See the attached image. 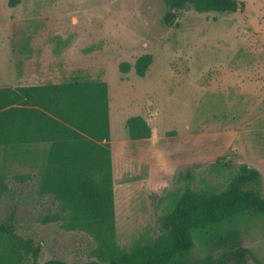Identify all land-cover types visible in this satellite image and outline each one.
I'll return each mask as SVG.
<instances>
[{"label":"rangeland","instance_id":"374dc122","mask_svg":"<svg viewBox=\"0 0 264 264\" xmlns=\"http://www.w3.org/2000/svg\"><path fill=\"white\" fill-rule=\"evenodd\" d=\"M235 13L184 10L163 22L164 0H0V87L74 79L108 84L116 237L122 251L160 235L159 217L185 189L221 192L241 165L262 175L264 198V0ZM151 54L144 77L119 66ZM152 128L132 140L126 121ZM49 144L0 146V222L42 246L41 262L95 259L94 239L43 220L61 211L39 193ZM176 264L245 248L264 264V213L249 212L194 231ZM28 263V262H27Z\"/></svg>","mask_w":264,"mask_h":264},{"label":"trees","instance_id":"16d2710c","mask_svg":"<svg viewBox=\"0 0 264 264\" xmlns=\"http://www.w3.org/2000/svg\"><path fill=\"white\" fill-rule=\"evenodd\" d=\"M163 22L177 25L184 10L197 13H235L245 4L238 0H164ZM153 62L151 54L140 56L134 66L122 62L121 73L133 68L144 77ZM130 139L146 140L152 128L142 116L126 121ZM108 84L79 80L43 85L0 87V146L13 150L49 144L40 174L39 193L60 204L59 213L43 222L61 221L67 230L85 232L96 242L95 259L67 262L40 261L42 246L16 231L15 212L0 222V264H176L195 247L194 231L218 225L249 212L264 213L258 189L262 175L241 165L221 192L184 190L174 207L158 219L160 235L151 243H138L122 251L115 242L116 211L113 159L110 146ZM0 175V198L6 191ZM28 262V263H27ZM196 264H251L250 253L239 248L218 259L206 257Z\"/></svg>","mask_w":264,"mask_h":264},{"label":"crops","instance_id":"0c3cea01","mask_svg":"<svg viewBox=\"0 0 264 264\" xmlns=\"http://www.w3.org/2000/svg\"><path fill=\"white\" fill-rule=\"evenodd\" d=\"M20 86V85H19ZM2 87H17V86H6V85H3ZM113 159V158H112Z\"/></svg>","mask_w":264,"mask_h":264}]
</instances>
